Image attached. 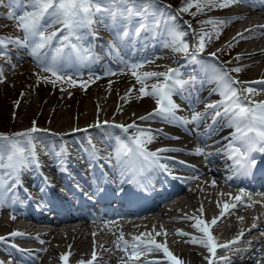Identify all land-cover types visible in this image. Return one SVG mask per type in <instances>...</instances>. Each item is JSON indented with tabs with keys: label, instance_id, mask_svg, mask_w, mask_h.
<instances>
[{
	"label": "bare ground",
	"instance_id": "bare-ground-1",
	"mask_svg": "<svg viewBox=\"0 0 264 264\" xmlns=\"http://www.w3.org/2000/svg\"><path fill=\"white\" fill-rule=\"evenodd\" d=\"M248 2L254 4L253 6H255L256 8H260L261 6H263V4L258 3L257 0H248ZM21 5L22 7H24L23 4H18L16 6L15 4H13L12 5L14 6L13 12L15 13L16 10L17 12H20ZM27 5L28 4H26L25 6ZM230 7H228L227 9H229ZM262 14H263L262 10H257L254 12H246L243 16L239 17L237 20H239V22L242 25H244V23L246 24L260 23L263 21L262 19L264 18ZM0 16H3L5 18L2 19V22L5 21L10 22L12 20H15L9 18L7 16V13L0 14ZM81 34L83 35L82 36L83 39L81 43L86 45L85 48L90 49L91 57L83 61L76 59L69 63L62 64L60 67L65 72L68 71L77 74L79 70L85 72L87 70H90L91 72L97 70L96 68V65L98 63L97 61L93 62L92 64H88V62L93 59V53L95 54V52L97 51L96 45L94 42H91L90 39H87L84 30H81ZM263 40L264 39L260 37V40L258 42H261ZM58 42L59 40L57 41V43ZM89 43L91 46L88 45ZM187 43L188 45L191 43L188 40V38H187ZM229 45L230 43L223 46L220 49V50H225V49L228 50L227 52H225L224 55L227 58L225 66H227V68L230 71H233V69L235 68L241 69L239 72L235 73L236 75L234 76V78L232 77V80L240 82L237 83L239 90L244 88L254 89V92L252 94H249L251 95V98H249L248 101L256 103V101H254L253 98L258 99L259 92L255 89V87H250V85H252L253 83H247L243 85L241 80L247 79L248 81H251L252 79L257 78L258 76H264V68H263L264 51L256 55L249 54L250 56L248 55V53H243V52L242 53L237 52L236 54L230 55L231 49L229 48ZM100 47L103 48L101 44ZM174 47H171L166 41H160V43L158 44L157 40L155 43H153L152 41L148 47L135 45L133 48H131V50H126L127 58L124 59L123 62L127 65L147 62L149 65H152L154 71H158L161 70L163 66H165V63L160 62V60H166L168 58L173 57L172 67L173 70H178V74L176 76H172V74H170L172 78L171 80L167 81V83L173 88L174 93H176L180 98V101L178 100L177 101L173 100V101L175 102V104L179 105V109L177 110L180 111V113L182 114L181 118H183V121H189L191 116L195 115V113H193L194 110L201 104V102L205 101V100L201 101L202 95L210 94L209 93L210 90H214L216 89V87H219L221 91L223 90V87L222 88L220 87L221 86L220 77H222L225 73L227 74V72L215 58H213L211 55L205 54L203 51L199 49V47H195L193 49L195 50V52L198 53V54L196 53L197 59L207 60L208 62L201 63L199 62V60H197L195 64L189 66L188 62L187 63L183 62L185 58L184 56L180 57L176 55L177 51L174 50ZM5 52L8 53V50H5ZM245 52H249V51L247 50ZM26 54H28L25 55L27 57H23L19 59L20 65H23L24 63H26V60H29L35 66L37 71L43 69L41 65L38 64L37 60L30 55L29 52H27ZM237 57L239 58L237 59ZM249 58H255V61L251 63H239L240 59L244 61ZM214 65L216 68H214ZM120 67L121 66L114 68L117 69L119 68L120 70ZM170 67L171 66L167 67V70ZM248 69L250 70L248 72H252V76H248L249 74L247 75L242 74L244 70L246 71ZM105 71H110V69H106ZM111 71L113 70L111 69ZM36 72L34 71L33 73L32 71H30L27 77L29 79L37 80L38 74ZM162 72L164 71L162 70ZM17 73L22 74L23 72L16 71L9 77L11 78ZM124 74L131 75V71L120 73L112 77H116V76L123 77ZM100 76H101V83L98 85V87L93 88V90L91 88V90L87 92V95L90 96L91 98L90 101L88 100L85 102L83 101L84 103L82 102L77 106H76V104L78 103L77 99L81 98V96L79 95L77 96L70 93H64V95L61 98L60 95L58 94V90H53L52 92H49L47 88H37L38 89L37 103L40 108L48 102H51L53 105L57 104L59 106L62 105L63 108H68V110L66 111L67 114H63L61 117L62 119L60 118L61 120H58L56 123H52V121H50V123L52 124H49L50 126H52V128L53 126L56 125L55 129H57V134L53 132V134L55 135L53 136L54 138L57 137L59 142L58 144L54 145L51 148V151L55 155L58 154L64 155L73 150H78L77 144L74 143L75 140H78V142L81 141V144L83 143V147L87 148L88 147L87 140L91 138L93 140L100 141L102 145L108 148L111 147L114 143H116V138H117V143L120 147L122 146V144H128V145L132 144V146H134L132 137L128 139L125 135L124 136L121 135L124 129L115 126L117 124L113 122L111 115L114 114L113 117L115 116L118 117L119 115V119L121 120V122L124 123V126H127L128 124L135 122L137 128H140V125H143V123H141L142 121L139 120L138 118L140 116H144L147 113L152 112L157 107L155 97L152 96L142 97L141 95H139V96H134L133 97L134 99L128 100L123 96L122 93H119L118 83L117 81H114V79L116 78L111 79L113 81V83H111V80L110 82H107L108 78L106 73L104 74L102 72V75ZM9 77H5L3 79V83L5 85H7V83H9L11 80ZM17 77L19 79L18 78L13 79L11 84L20 86V83H23L24 79L22 77L20 78V76ZM61 81L66 83V86H70V82L68 78H63L61 79ZM163 81H165L163 77L158 78V83H162ZM177 81H183L184 82L183 87H180V85L176 83ZM175 86H178V88L177 87L175 88ZM259 86L261 87V85ZM21 88H22L21 91L22 93H24L25 95L27 94L29 95L31 93V90L36 87H32V89H28L25 86H20L19 89ZM208 89L209 91H207ZM103 93L106 95L103 96ZM179 94H181V97ZM218 94H220V92L215 93V95ZM183 97L185 98L186 103L183 101ZM77 108L79 110L81 108V111H79L81 113L77 111ZM202 110L203 109H201L200 112ZM208 111H211V109H208ZM70 112L78 113L79 115L78 114L75 115L77 116L75 119L73 118L74 117L73 115H71V117L68 116ZM124 116H126V119H123ZM158 118L160 117H156L154 119L165 121L163 119H158ZM21 120L22 121L18 123L19 127L21 126L20 124L23 123L24 120H27V117H23V119ZM99 121L102 122V123H97L100 125H89L88 127H83L88 124L91 123L94 124L95 122H99ZM105 121H107L108 123H104ZM215 121L216 123H211L212 121L209 120L207 121L208 123L206 125H209V127L206 129L202 128V136L205 139H207L208 142L214 143L215 140L217 141L216 143H214V145H217L219 149H217L213 153V158L217 159L218 161L220 160L221 162V163L218 162L220 167L218 168L217 172H214L213 167H211L212 163L208 162L207 164H203L202 167L203 170L201 171V174H198L200 171H197V173L192 177L191 180L189 179L188 181L183 182V185H181L179 189L176 190L177 192H180L178 196L170 197V194L163 196V193L160 192L158 196L153 197L151 199V202L149 203L148 206L150 212L140 216L142 220L145 221L140 226L138 223H134V222L124 223L123 220H121V218H115V217L98 218L95 216V214H93L97 208L94 207L93 205L87 206L86 209H82V210L81 209L69 210L68 204L61 203L60 206L68 207L65 210L68 212L69 215L71 214L73 215L69 216L68 218H63V219L58 218L59 222L55 226L56 231L53 230L52 232H50V234H47L46 236H49V238L46 240V243L45 244L43 243L42 245L38 246L39 248L34 252H30L31 253L30 256L25 258L26 264H65V262L60 259V256L64 254H69L67 259V264H78L79 261L84 259L85 260L89 259V261L92 260L93 251H95L96 259L92 261V264H138L135 260L134 261L128 260V257L131 253L132 245L131 243H128L126 240L120 239V237L121 234L128 235L133 231H137V230L141 231V226L142 227L144 226L145 227L144 229L146 228L151 229L153 231V235L160 233V235L157 236L158 238L157 242L164 243L166 241V246L169 248L171 252H173L174 255H176L180 260L183 261V264H208V261L205 260L204 257L210 256L211 254L208 253L207 249L202 244L191 242L192 237H195L198 240L206 239V237L197 228L193 227L196 221L190 218L198 214L200 218L206 220L207 223H209V230L216 238L215 241L218 244L224 240L225 235H227L229 231H234L237 228L236 227V225H238L237 222L243 221L245 215L244 213L248 212L251 207L250 204L251 197L245 195L241 191L242 189L237 187V184H235L234 180L232 179L229 180V178L221 176L223 175L222 174L223 169H225V167H229L228 158L226 156L227 152L225 149L226 144H222V142L223 140L232 139L235 132L229 134L232 128V124H230L228 120H224L223 118H221L220 120H215ZM42 123H44V121ZM25 126L23 127L25 129H28V127L26 128ZM80 127H83L85 129H82ZM179 127L183 128L184 124L181 123ZM74 128H79V129L76 130V132H74L73 134L68 133L69 130ZM142 128L145 129L146 132H148L147 128L145 127ZM234 128L235 127H233L232 130ZM131 130H136V129L133 128V129H129L128 131ZM92 131H95L94 134L95 137L89 135ZM82 132L86 134H83ZM221 132L226 133L225 139L223 140L218 139L219 138L218 135L221 134ZM41 133L43 134L44 132L38 131L36 133H33V136L39 138L42 141H46L47 137L45 136V134L42 135ZM160 134L162 135V139L165 137L169 139H176L175 137L179 136L178 132L170 133V134L167 133H160ZM181 138L183 137L179 136V139ZM42 141H40V143H42ZM160 141L161 138L156 137L154 140H152L151 143H149V145L150 144L153 145L152 147L153 149H155L157 147L155 144L160 143ZM202 142L206 143V141L204 140H202ZM0 143L3 142L0 141ZM36 145L37 144L35 143V148ZM99 147L102 148L101 146ZM29 155L31 156V153H29ZM55 159L57 158L55 157ZM27 165L29 169L34 171L33 168L34 165H30V164ZM228 169L227 170L225 169V172H227ZM23 171L25 176L26 174L25 172H27L28 170H23ZM2 172L3 170H0V173ZM208 172L210 173V175H214V178L211 179L209 177ZM40 175L41 174L36 173L35 176H40ZM6 176L7 175H0V179L4 180ZM134 177L137 176L134 175ZM213 181H215V185H213L212 183ZM132 184L134 186H137L133 182ZM12 185L14 192L25 194L24 192L21 191V187H20L22 186L21 183L13 182ZM40 191L46 197H49L51 195L50 191H44L42 189H40ZM26 192L29 193V191ZM220 193L223 194L221 200L219 197ZM152 194L153 196H155L156 192H153ZM4 196H5V200L0 199V235L11 237L8 236V234L13 231L27 230L31 228L32 224L25 221H29L26 218L27 216L33 215V213L31 215V213L29 212L31 208L30 204L33 203V200L30 199L29 201L27 199L28 201L27 205L21 206L22 210H20L18 203L14 204L10 202H5L9 199V193H5ZM25 196L27 195L25 194ZM237 196L240 197L239 200L236 199ZM179 197L181 198L178 199ZM225 203L230 205L227 211H225L224 209ZM108 205H111V203H109ZM117 205L118 204L114 203V206ZM233 205L234 207H232ZM201 207L203 208L202 213L199 211ZM258 207L259 208H257L254 215L255 220L257 221L256 227L259 230L261 229L264 230V199H262V204H259ZM54 211H57V209H54ZM221 212H225L223 217H220ZM2 215L7 217L3 218ZM33 217L36 219L38 218L42 219L44 221L46 220V217L42 215L40 216L39 214L36 213L35 216ZM213 217H220V219L215 225L210 224V220ZM76 218H81L82 220L79 221L75 220ZM17 220L20 221L16 222ZM176 224L185 226V228L188 227V229H191L192 231H194V233L193 232L187 233L186 231L182 230L184 233H187L189 235H180L178 234L177 230H181V229L175 226ZM169 232L172 233V235L173 233L176 234L177 239L171 237L172 235L170 236ZM250 234H252L250 229L245 230L243 237L247 236L246 238H248V235ZM254 239L255 238H252V240ZM261 241L262 242L259 244L262 245V250L243 247L245 246L243 245L242 247L235 248L234 249L235 251H233L234 252L233 256L228 257L226 261L219 259L218 253L220 250H222V248H218L216 250V255L212 257L213 264H216L221 261L225 262L222 264H254L257 261H260L261 259L264 258V240ZM118 242L120 245L119 248L117 246ZM251 242L252 241L246 240L244 244ZM134 243L135 242L133 240L132 244ZM125 247L129 249L128 253H125L122 250ZM0 249L4 250L8 254H15L17 252V249L19 248H13L6 242V243H0ZM155 260L156 259H151V258L145 259L142 262V264H153ZM160 260L164 262L166 261L165 264H172V261L168 260L164 256Z\"/></svg>",
	"mask_w": 264,
	"mask_h": 264
},
{
	"label": "snow or ice",
	"instance_id": "snow-or-ice-1",
	"mask_svg": "<svg viewBox=\"0 0 264 264\" xmlns=\"http://www.w3.org/2000/svg\"><path fill=\"white\" fill-rule=\"evenodd\" d=\"M248 0H197L195 7L197 12H203L205 9L213 10L215 8H228L236 3H245ZM4 0H0V4H3ZM188 4V0H185ZM146 5V6H145ZM191 4L183 7L181 10L184 12L189 11ZM30 11H25L23 14H15L13 11H9L7 16L11 19L16 20V27L22 33V36L16 37H5L0 38V49L7 47V45L14 44L25 50L30 49V55L35 58L38 64L41 65L43 71L50 72L57 79H63L57 75L58 68L65 63H69L76 59H86L91 57L90 49L85 48L81 43L83 37L81 29L93 28L99 23L105 22V16L109 17L113 21H120L124 24L116 34V43H120L122 39L130 40L132 36H139L142 32L155 24L159 26L160 21L156 19V13L151 11L152 2L151 0H143L138 6L134 0H114L113 7L108 8L101 3V0H32L29 5ZM195 14V13H194ZM137 19V23L131 29L127 26V22L130 19ZM239 17H234L238 19ZM149 19L151 23H149ZM226 21L220 18H211L202 23L208 24H219L223 25ZM53 25H60L55 31L48 32V28ZM264 27V25L260 26ZM245 31H251L246 29ZM94 34V33H93ZM184 33H173V43L176 44L174 47L175 51L188 52V44L180 41L176 43L177 36H182ZM238 36L243 37V33H237ZM207 33L200 36L199 49L203 51L205 47V37ZM219 33H217V38ZM59 38V44L53 46L54 40ZM210 38V37H209ZM235 39V37H233ZM231 46V45H229ZM49 49H52L50 52ZM110 49L118 54L116 44H110ZM215 55V53H211ZM239 57H237L238 59ZM119 59V57H118ZM126 68H131V75L135 77L136 81L140 83L139 93L142 97L152 96L156 98L157 107L150 113L144 116H140L138 119L141 121L151 120L156 117H160L169 123L177 120H183V118L176 115V110L179 109V105L171 99L173 95V88L167 83L171 80L170 73L173 72L169 69L168 72H144L142 75L138 74L136 68L139 67L137 64L125 65ZM240 68H235L233 71L239 72ZM163 77L164 83H155L147 85L146 80L150 78ZM3 73L0 72V82H3ZM40 77L38 76V82ZM47 82V77H44ZM70 83H74L69 78ZM220 82L223 86L221 95L223 100L214 104L206 105L207 109H221L215 111L213 120L215 121L218 117H225L231 121L235 127V134L232 139L229 140L227 150L230 151V158L234 160L236 164V170L238 172L247 173L251 167H254L257 163L255 158L252 156L253 152L264 153V102L254 103L249 102L245 96V92L252 94L254 89L244 88L237 90L235 84L240 83L239 81L232 80L225 73L220 77ZM55 83V81H52ZM180 87H183V81H177ZM148 89V90H146ZM133 89H129V93ZM23 95V94H22ZM19 103L18 101L16 102ZM200 120V114L197 113L192 116L191 122H197ZM185 123L189 121H184ZM104 123H108L105 121ZM116 127L123 128L124 131L135 128L137 135L132 136L134 146L128 144H122L117 150V160L127 161V167L129 170H143V169H161L162 171H168V165L163 163L165 157L161 153L170 151H177L178 149L164 147L155 151H148L145 148L146 143H151L152 136H144L145 129L137 128L135 122L124 125H115ZM35 122L33 127L6 135L0 133V170H3L0 175H11L13 171H19L30 162L29 153L31 156H35V138L33 133L38 132ZM150 131V129L148 130ZM179 138V137H175ZM195 155L203 154L201 148L193 150ZM175 178V177H174ZM231 179V177H229ZM2 182V180H0ZM215 185V181L212 182ZM243 191V190H242ZM240 199L239 196L236 197ZM230 205L224 204V209L227 211ZM234 207V205L232 206ZM202 213L203 208L199 209ZM225 212H221L220 217H223ZM220 217H213L210 221L211 225H215ZM14 218V217H13ZM190 219L196 220V217ZM193 227L197 228L201 233L204 234L206 239H197L192 237V243L202 244L210 253V256H205L204 259L208 261V264H213V259L216 255L218 248L229 249L230 245L235 244L244 235L243 231L235 237L234 240L228 241L224 244H217L215 237L209 230V223H206L203 219L196 220ZM255 227V224L253 225ZM180 235H189L184 233L182 230H177ZM25 233L19 231H13L8 236L16 237L22 236ZM144 234L142 233L141 236ZM160 235V233H157ZM141 236L134 237L137 243H134L131 248V253L128 257L129 261L138 260L140 254L144 251L151 252H162L164 257L172 261V264H183L176 255L173 254L164 243L157 242L154 239H141ZM120 239H123L121 234ZM7 236H0V243H6ZM187 242V241H186ZM43 243V241H42ZM118 248L120 247L118 242ZM12 247H18L13 244ZM125 253L129 252L127 247L122 249ZM24 251V250H22ZM69 254L60 256V259L67 264ZM96 259L95 251L92 253V260L85 262L79 261L78 264H92V261ZM220 260L226 261L227 257H219ZM0 264H6L5 261H0ZM11 264V262H7Z\"/></svg>",
	"mask_w": 264,
	"mask_h": 264
},
{
	"label": "rangeland",
	"instance_id": "rangeland-1",
	"mask_svg": "<svg viewBox=\"0 0 264 264\" xmlns=\"http://www.w3.org/2000/svg\"><path fill=\"white\" fill-rule=\"evenodd\" d=\"M17 1L20 2V0H4V4L6 6L7 5L9 6V5L16 3ZM162 1L168 2L171 5L172 9H175L176 12H178L180 14V16L182 15L181 18H179L181 21L177 18L178 24L181 27L185 26V24L189 25L192 28V31H194L195 35L197 36V39H198L197 42L198 43L200 40V36L207 33V36L205 37V40H204L205 48L207 50L218 48V46H222L223 42L226 41L235 32V30H237L240 26L243 27V25L239 22V20L236 21V23L235 22H233V23L229 22V23H224L223 25H219V24H215V23H213V24L202 23L204 21L209 20L211 16H215V14L216 15L223 14V11H225L227 8H224L222 10H221V8L220 9L215 8L213 10L205 9L203 12H197V9L195 7L197 0H188V4H191L192 6L189 8V11L184 12L181 9L185 6H188V4L185 3V0H151L152 4H154V5H157V4L161 5ZM113 3H114V0H108V4H110L109 7H112ZM18 4H22V3H18ZM163 13H165V10L163 11ZM159 14L161 15V13H159ZM167 14H169V13H167ZM175 15H176V13H175ZM176 17H177V15H176ZM187 21H188V23H187ZM244 24H246V23H244ZM53 26H55V25H53ZM53 26L48 28V30H49L48 32H52L51 28H53ZM104 26H105V24H102L101 27L103 28ZM0 32H2L0 35V38H5V37H7V35H11L10 32H12V31H11V29L3 27V28H0ZM178 32H179V30H178ZM182 33H184V35H182L181 40H183L184 38H187V31H182ZM217 33H219L218 38H217ZM109 34L113 35V32H109ZM3 35H5V36L3 37ZM170 35L173 36V33H171ZM179 37H181V36H178L176 38V41L178 40ZM253 42L254 41L251 42L252 44H246L245 42H241L240 40L238 42H234V40H233V42H228V43L224 44L223 46L230 43V45H231V46H229V48L231 49L230 55H233L232 54L233 52H235L234 54H236L237 52H245L247 50L252 51L251 49H249L251 47H253V50H254L255 47L258 46V44L253 43ZM186 43H187V41H186ZM227 51L228 50H226V49L217 51V55H219V54L225 55V52H227ZM180 52L181 51H179V53ZM195 53H197V52H195ZM197 54H196V56H197ZM177 55L180 57L181 56L185 57L184 53L178 54V52H177ZM188 57L189 56H188V52H187V58ZM242 59H240L239 63L244 62V61H242ZM160 62H163V63L166 62L167 63L168 61L167 60H160ZM187 62H188V60H187ZM61 70L62 69L58 68V70H57L58 76L63 77V78H65V77L74 78L75 77V76L73 77V75L69 74V73H65V75H64L63 72H61ZM140 70L141 71L144 70V72H147V71H145L146 68L144 69V68L139 66V67H137L136 71L138 72V74H141V75L143 73H140ZM30 71H32L34 73V71L36 72L37 69L29 61H26V63L22 66V68L17 69V72H23L22 74L17 73L18 75L15 74L13 77H11V78L9 77L11 80L9 83H7V85H5L3 82H0V86H1V88H0V133L6 134V135H11L14 132H16L17 127H19L18 123L20 121H22L21 119H23V117H27V120H24L23 123L20 124L21 129L24 128L23 126H25V125H26L25 127L26 128L28 127V129L33 127V122H35V126L37 129H40V128L50 129V128H52V126H50L49 124L56 123L58 120L62 119L61 117L63 114H67L66 111L68 110V108H63L62 105H60V106L57 104L53 105L51 102L46 103L44 106H42L40 108L38 106V103H37V97H38V89L37 88H47L49 92H52L53 90H58V94L60 95L61 98L64 95V93H70V94L77 95V96L79 95V96H81V98L77 99L78 100V103L76 104V106H77V105L81 104L83 101L84 102L87 100L90 101L91 98H90V96L87 95V92L89 90H91V88L93 90V88L98 87V85L101 83V80H99V81L95 80V81H90V82H86V83H79V84L78 83H76V84L70 83V86H66V83L62 82L61 79H57L56 76H53L50 72L43 71V69L38 70L36 72L41 79L38 82V79L37 80L36 79H29L27 77L28 73ZM248 71H250V70L249 69L246 71L244 70L243 74H245V75L249 74L248 76H252V72H248ZM17 76H20V78L22 77L24 79L23 83H20V86H25L28 89H32V87H36V88H33L31 90V93L29 95L27 94L28 96L21 92L22 88L19 89L20 88L19 85L11 84L13 79L18 78ZM45 76L48 78L47 82L44 80ZM72 78H71V81H73ZM114 78H116V79H114ZM128 78H130V79H128ZM111 79H114V81H117L119 93H122L123 96L125 98H127L128 100L134 99L133 98L134 96L141 95L138 91L139 88L141 87V85H140V83H138L136 81L134 76H131L129 74H124L123 77L122 76L121 77L116 76V77L108 78L107 82H110ZM157 80L155 81L154 79L151 78V79L146 80L145 83L147 85H151V84H155L157 82ZM52 81H55V83L52 84ZM111 83H113L112 80H111ZM129 89H133V91H131L129 93ZM104 95H106V94L103 93V96ZM79 100H80V102H79ZM17 101L19 102L18 104L16 103ZM70 107H72V106H70ZM81 108H80V110L77 108V111L78 112L81 111ZM76 114H78V113L70 112V114H68V116L71 117V115H73L74 116L73 118L76 119V116H75ZM124 117H126V116H124ZM43 121H44V123H42ZM50 121H52V123H50ZM27 124H29V125H27ZM39 126H41V127L39 128ZM55 127H56V125L53 126V128H55ZM121 135L124 136V133H121ZM128 139H130V138H128ZM35 141H36V138H35ZM129 141H131V140H129ZM116 143H117V138H116ZM222 195L223 194L220 193V195H219L220 200L222 198ZM171 235H172V233H170V236ZM171 237L177 239L176 238L177 236L174 233ZM251 245L259 247V245H256V244H251Z\"/></svg>",
	"mask_w": 264,
	"mask_h": 264
}]
</instances>
